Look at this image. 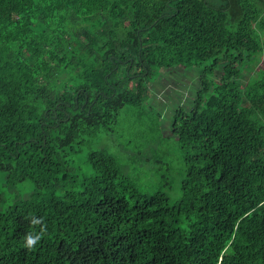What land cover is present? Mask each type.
<instances>
[{
	"label": "trees",
	"instance_id": "obj_1",
	"mask_svg": "<svg viewBox=\"0 0 264 264\" xmlns=\"http://www.w3.org/2000/svg\"><path fill=\"white\" fill-rule=\"evenodd\" d=\"M262 57L264 0H0V264H264ZM176 67L199 88L165 135Z\"/></svg>",
	"mask_w": 264,
	"mask_h": 264
},
{
	"label": "rangeland",
	"instance_id": "obj_2",
	"mask_svg": "<svg viewBox=\"0 0 264 264\" xmlns=\"http://www.w3.org/2000/svg\"><path fill=\"white\" fill-rule=\"evenodd\" d=\"M263 66L264 58L262 57L257 68ZM198 78L199 73L197 70L176 67L164 69L161 71L160 76L151 83V102L157 110L164 114L162 124L165 135H171L169 125L175 108L178 106H184L186 109L190 108L199 88ZM244 79H248V76H244ZM105 142H107V138H100L95 142V146L105 145ZM162 153L166 159L170 160L172 168L169 177H167L168 182L171 179L170 186H163L162 189L171 196L177 197L181 194V168L184 165L181 160V152L171 139H166ZM122 154L126 156L125 153ZM127 173L133 178L140 176L144 178L143 182L147 183L146 187H149L151 192L160 186V180H158V175L155 176L154 171H144L139 167L130 166ZM0 183H4L3 175H1ZM17 189L12 192L9 191V194L13 195L17 191L20 193L26 191V185H22L21 188L17 187Z\"/></svg>",
	"mask_w": 264,
	"mask_h": 264
},
{
	"label": "clouds",
	"instance_id": "obj_3",
	"mask_svg": "<svg viewBox=\"0 0 264 264\" xmlns=\"http://www.w3.org/2000/svg\"><path fill=\"white\" fill-rule=\"evenodd\" d=\"M29 242H30V244H31V243H34V241H32L31 238H29Z\"/></svg>",
	"mask_w": 264,
	"mask_h": 264
}]
</instances>
